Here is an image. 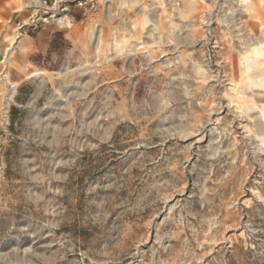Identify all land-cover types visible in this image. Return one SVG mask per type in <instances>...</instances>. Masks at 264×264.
<instances>
[{
    "label": "rangeland",
    "instance_id": "rangeland-1",
    "mask_svg": "<svg viewBox=\"0 0 264 264\" xmlns=\"http://www.w3.org/2000/svg\"><path fill=\"white\" fill-rule=\"evenodd\" d=\"M46 1L8 53L1 20L0 264H264V66L239 65L264 0Z\"/></svg>",
    "mask_w": 264,
    "mask_h": 264
},
{
    "label": "bare ground",
    "instance_id": "bare-ground-1",
    "mask_svg": "<svg viewBox=\"0 0 264 264\" xmlns=\"http://www.w3.org/2000/svg\"><path fill=\"white\" fill-rule=\"evenodd\" d=\"M224 1V0H223ZM230 1V0H229ZM232 1V0H231ZM251 1L250 0H239V2H238V4H239V6H245V5H247L248 3H250ZM253 3V2H252ZM31 4L33 5L32 7L33 8H39L38 6H37V3L34 1V2H31ZM189 5H190V7H195V1L194 0H191L190 1V3H189ZM235 5V4H234ZM37 6V7H36ZM236 7V6H235ZM245 8V7H244ZM194 9H196V8H194ZM257 9H259V8H257ZM239 11V10H238ZM183 13H184V11H183ZM185 13H187V12H185ZM198 13V12H197ZM191 14V13H190ZM239 14L241 15V12H239V13H237L236 15L234 14V15H229V14H227V15H229V16H227L225 13H224V15H220V7H216V9H215V11L210 15V16H208L207 17V21L205 22V24H208L209 22H211L213 19H214V21L216 20V21H219V22H222V23H225L226 25H228L229 27H233V26H235V24H236V22H237V20H238V16H239ZM254 14V13H253ZM199 15V14H198ZM250 15V14H249ZM178 16V15H177ZM186 17V16H185ZM203 18V17H202ZM56 21H59L58 19L56 20ZM202 21H205V19H202ZM258 21V20H257ZM65 23H66V21H65ZM154 23V22H153ZM156 25H157V23H156ZM224 25V24H223ZM247 25V24H246ZM208 26V25H207ZM236 26H238V24L236 25ZM193 27V26H192ZM225 27V26H224ZM261 27H264L263 25L261 26ZM158 28V27H157ZM240 28V27H239ZM184 29L186 30V29H190V24H185V26H184ZM229 30V29H228ZM241 30V29H240ZM260 30V29H259ZM184 31V30H183ZM182 31V32H183ZM19 32V34H18V36H17V38H19L20 37V33H22V32H20V31H18ZM262 32V31H261ZM260 32V33H261ZM158 33V32H157ZM156 33V34H157ZM236 33V32H235ZM262 33H264V31L262 32ZM261 33V34H262ZM264 35V34H263ZM162 36V35H161ZM261 36V35H260ZM164 38V37H163ZM175 38V37H174ZM162 39V38H161ZM180 39V38H179ZM236 41V40H235ZM16 43H17V39L15 38V40L10 44V46H8L7 47V49H6V51H7V53H8V51H12L13 49H14V45H16ZM166 43V42H165ZM178 44H180V42L178 41L177 42ZM169 51V50H168ZM240 59V58H239ZM237 64V63H236ZM235 64V65H236ZM231 65V64H230ZM239 65H240V67L243 69V71H244V74H246V76H247V78H248V75L250 74V73H252V74H255V73H257L258 71L260 72V70H261V68H262V66H264V37H261V38H258V39H252L251 40V42L249 43V50L245 53V55L242 57V59H241V61L239 62ZM230 72H231V70H230ZM238 72V71H237ZM209 74V73H208ZM262 74V73H261ZM258 76H259V74H257ZM257 75H255V76H257ZM263 75V74H262ZM214 77V76H213ZM239 77V76H238ZM211 78H212V75H211ZM215 84H214V88H217V87H220V85L222 84L223 86H228L229 88H231L232 87V89H233V87L234 86H236L235 84H233L234 83V80H232L231 78H227L226 76H223L222 77V79H219L218 78V74L217 75H215ZM218 78V79H217ZM241 78V77H240ZM255 78V77H254ZM238 79V78H237ZM253 80V79H252ZM258 80V79H257ZM261 80H262V78H260V80H258L259 82V85L261 84ZM3 82H4V86H5V92L3 93V97L5 98V100L6 101H10L11 100V97H12V95H13V93H14V91H15V85L14 84H11L10 82H9V80H8V78H7V74H3ZM249 84H251V83H249ZM221 85V86H222ZM238 85V84H237ZM255 86V85H254ZM232 89H231V91H232ZM231 91H229V92H231ZM235 91V90H234ZM229 101H231V100H229ZM229 105H231L230 103L228 104V105H226L225 107H221L220 106V110L221 111H223V109H224V111L225 110H229ZM235 105V104H234ZM234 109V108H233ZM4 110H6V108L4 107ZM220 110L218 111V112H216L217 114L216 115H218L219 113H220ZM231 110V109H230ZM233 110H231V112H232ZM247 111V110H246ZM249 111V110H248ZM5 112V111H4ZM3 112V113H4ZM240 112H242V111H240ZM235 113V112H234ZM232 114V113H231ZM248 114V113H247ZM212 116V115H211ZM235 116V115H234ZM262 116H263V114H262ZM238 118V117H237ZM261 119H262V117H261ZM219 120H220V117H216L215 118V122H219ZM260 122H262L261 123V126H262V128L264 129V121H260ZM240 126V125H239ZM240 128H242V127H240ZM215 129V128H214ZM218 129V128H217ZM245 130V129H244ZM264 131V130H263ZM264 136V135H263ZM264 138V137H263ZM262 142L264 143V139H262ZM259 143H261V142H259Z\"/></svg>",
    "mask_w": 264,
    "mask_h": 264
},
{
    "label": "crops",
    "instance_id": "crops-1",
    "mask_svg": "<svg viewBox=\"0 0 264 264\" xmlns=\"http://www.w3.org/2000/svg\"><path fill=\"white\" fill-rule=\"evenodd\" d=\"M7 2H9V0H0V40L3 37L4 34V26L1 22V20H6L9 23H12L13 25H17L19 23H22V21L20 20V15L15 11L12 10L10 7L7 6ZM28 31V30H26ZM17 33L19 34L18 30ZM16 33L15 37L12 38L9 41L8 46L15 40V38L17 39V43L18 40L22 37V33H20V37L17 38L18 34ZM54 33H38L36 35L35 38H29L27 40H24V44L28 46V48L31 50L30 52V56L31 55H40L43 56L44 54H46L53 38H54ZM16 43V44H17ZM16 46V45H14ZM2 58V55L0 53V59Z\"/></svg>",
    "mask_w": 264,
    "mask_h": 264
},
{
    "label": "built area",
    "instance_id": "built-area-1",
    "mask_svg": "<svg viewBox=\"0 0 264 264\" xmlns=\"http://www.w3.org/2000/svg\"><path fill=\"white\" fill-rule=\"evenodd\" d=\"M37 6L39 8L37 9V12L40 13L39 16H36L35 18L30 17V23L25 25L24 23L17 24V30L21 31L23 27H26V30L28 31H35L38 29V26L40 24L47 25L53 20H55L56 14L54 13V9L50 8L48 6V3L46 0H36ZM36 6V7H37Z\"/></svg>",
    "mask_w": 264,
    "mask_h": 264
}]
</instances>
